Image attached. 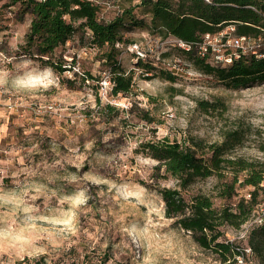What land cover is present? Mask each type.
Instances as JSON below:
<instances>
[{
    "label": "rangeland",
    "instance_id": "1",
    "mask_svg": "<svg viewBox=\"0 0 264 264\" xmlns=\"http://www.w3.org/2000/svg\"><path fill=\"white\" fill-rule=\"evenodd\" d=\"M92 1L102 20L119 10V0ZM134 13L145 24L116 45L132 87L114 95L100 87L109 66L87 32L56 49L67 64L57 73L19 53L29 16L19 21L14 7L0 8V264H224L165 216L157 187L176 181L161 177L156 161L136 148L164 136L221 141L237 129L233 155L264 161V82L226 87L151 31L146 8ZM133 44L154 71L137 64ZM105 103L115 106L108 118ZM215 183L214 176L198 179L182 193H206L220 205ZM249 189L239 188L233 200ZM222 230L223 239L246 242L239 228Z\"/></svg>",
    "mask_w": 264,
    "mask_h": 264
},
{
    "label": "trees",
    "instance_id": "2",
    "mask_svg": "<svg viewBox=\"0 0 264 264\" xmlns=\"http://www.w3.org/2000/svg\"><path fill=\"white\" fill-rule=\"evenodd\" d=\"M119 1L118 12L109 20L100 19V5L92 0H0V8L14 7V15L19 21L29 16L19 53L41 61L57 73L64 71L67 64L61 53L56 54V49L64 46L79 30L82 34L87 32L90 43L109 66L110 92L114 95L131 91L132 73H126L120 65L116 45L126 42L124 32L129 28L145 24L134 13L137 6L150 13L148 28L151 31L158 32L161 37L173 36L186 41L196 40L202 33L214 31L219 24L229 21L237 23L239 34H254L257 32L255 26L264 22V17L248 6L256 5L255 0H216L215 4L203 0ZM183 51L193 58L198 69L215 76L226 87L264 82V57L243 55L227 66H216L193 51ZM137 64L146 72L155 70L151 63H142L141 58ZM163 76L174 79L169 72H164ZM102 110V115L108 118L115 106L105 103ZM140 111L142 119L153 121L147 111ZM129 112H133L132 107ZM240 141L241 134L234 129L225 131L221 141L204 142L193 136L178 141L164 136L141 141L136 148L137 152L156 161L153 168L156 172L162 170L161 177L169 175L176 181L175 187H157L165 216L173 218L177 226L190 233L199 247L216 253L224 264H233L234 243L222 238V227L240 229L264 200V161L233 155V149ZM210 176L216 178L214 190L215 196L222 201L220 205L206 193L183 195L182 191L196 180ZM246 186H250L249 196L240 195L233 200L237 190ZM246 237V243L264 261V221L250 229Z\"/></svg>",
    "mask_w": 264,
    "mask_h": 264
},
{
    "label": "built area",
    "instance_id": "3",
    "mask_svg": "<svg viewBox=\"0 0 264 264\" xmlns=\"http://www.w3.org/2000/svg\"><path fill=\"white\" fill-rule=\"evenodd\" d=\"M208 4H215L216 0H203ZM256 5H248L259 15L264 17V0H255ZM257 32L254 34H239L237 23L229 21L219 24L214 31L202 33L199 38L193 41H186L173 36L165 38L171 46L185 51H193L197 56L205 59L211 65L227 66L243 55L255 58L264 57V22L256 25ZM138 58H144L145 52L139 51L136 44H133ZM100 87L105 93L112 87L109 75L106 74L100 80ZM249 193L245 194L248 197ZM264 221V206L258 204L251 217L241 225L238 238H245L250 229L262 224ZM230 243H234L233 264H258L254 257L250 245L246 242L236 243L234 238H229ZM229 262V261H227Z\"/></svg>",
    "mask_w": 264,
    "mask_h": 264
},
{
    "label": "clouds",
    "instance_id": "4",
    "mask_svg": "<svg viewBox=\"0 0 264 264\" xmlns=\"http://www.w3.org/2000/svg\"><path fill=\"white\" fill-rule=\"evenodd\" d=\"M27 83H31V81L27 82Z\"/></svg>",
    "mask_w": 264,
    "mask_h": 264
},
{
    "label": "bare ground",
    "instance_id": "5",
    "mask_svg": "<svg viewBox=\"0 0 264 264\" xmlns=\"http://www.w3.org/2000/svg\"><path fill=\"white\" fill-rule=\"evenodd\" d=\"M32 76V75H31Z\"/></svg>",
    "mask_w": 264,
    "mask_h": 264
}]
</instances>
